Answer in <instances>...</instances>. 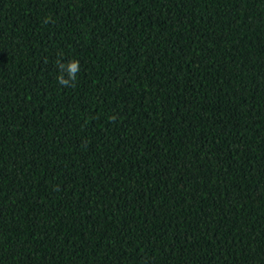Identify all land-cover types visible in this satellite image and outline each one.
<instances>
[{
  "label": "trees",
  "instance_id": "trees-1",
  "mask_svg": "<svg viewBox=\"0 0 264 264\" xmlns=\"http://www.w3.org/2000/svg\"><path fill=\"white\" fill-rule=\"evenodd\" d=\"M0 264H264V0H0Z\"/></svg>",
  "mask_w": 264,
  "mask_h": 264
},
{
  "label": "clouds",
  "instance_id": "clouds-1",
  "mask_svg": "<svg viewBox=\"0 0 264 264\" xmlns=\"http://www.w3.org/2000/svg\"><path fill=\"white\" fill-rule=\"evenodd\" d=\"M45 22H48L47 18L45 19ZM61 55H63V54H61ZM60 63H61L60 59L57 58L55 61V65L58 66ZM67 63H68V67L71 70L70 76H71V73L76 72L78 69L80 71V63H79L78 59L73 58L71 60H68ZM56 73H57L56 79H57L59 85L63 86L64 88L74 86V82L78 79V77L76 76L74 78V82L69 83V80L64 78L63 73H61L59 71H56Z\"/></svg>",
  "mask_w": 264,
  "mask_h": 264
}]
</instances>
